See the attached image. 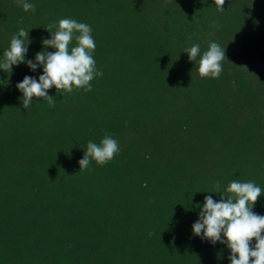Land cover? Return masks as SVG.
<instances>
[{
  "label": "trees",
  "instance_id": "1",
  "mask_svg": "<svg viewBox=\"0 0 264 264\" xmlns=\"http://www.w3.org/2000/svg\"><path fill=\"white\" fill-rule=\"evenodd\" d=\"M27 2L35 11L0 0V60L19 29L25 60L55 51L47 25L72 18L91 26L103 75L24 109L16 85L42 66L0 69V264H230L192 225L217 182L225 196L232 180L264 190V0ZM211 42L223 72L201 78L184 50ZM106 133L120 152L79 171Z\"/></svg>",
  "mask_w": 264,
  "mask_h": 264
},
{
  "label": "clouds",
  "instance_id": "2",
  "mask_svg": "<svg viewBox=\"0 0 264 264\" xmlns=\"http://www.w3.org/2000/svg\"><path fill=\"white\" fill-rule=\"evenodd\" d=\"M25 12L35 11V5L27 0H16ZM217 10L224 11L225 0H214ZM51 38L42 39L45 49L51 47L55 51L41 50L33 60H25L28 51V30L19 29L12 36L9 47L4 50L0 60V69L11 73L12 66L26 63L35 71L42 66L43 72L38 80L25 75L16 87L23 94L21 100L24 109H28L33 98L44 99L50 107L55 106V98L48 94L53 86L60 92L71 93L74 89L92 90L91 81L103 73L96 67L93 53L96 42L89 24L78 22L72 18H62L47 25ZM55 29V30H53ZM75 43L73 44V42ZM190 61L198 62V73L201 78H219L223 72L222 61L226 58L225 48L211 42L208 49L201 54L200 45L192 44L184 50ZM189 86V85H188ZM120 152V145L111 135L105 134L99 143L89 140L84 156L79 160L80 169L89 168L91 161L105 165ZM217 182L212 192L220 194L214 200L211 195L204 197L203 206L199 210V218L192 225V232L212 244L220 242L230 249V264H264V215L253 211L254 205L264 190L253 181L232 180L225 191L231 195H223ZM255 240L253 244L252 241Z\"/></svg>",
  "mask_w": 264,
  "mask_h": 264
}]
</instances>
